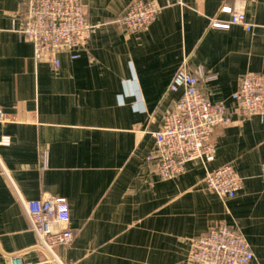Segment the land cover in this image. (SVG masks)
Listing matches in <instances>:
<instances>
[{
	"label": "crops",
	"instance_id": "obj_1",
	"mask_svg": "<svg viewBox=\"0 0 264 264\" xmlns=\"http://www.w3.org/2000/svg\"><path fill=\"white\" fill-rule=\"evenodd\" d=\"M27 0H0V264H192L190 243L226 224L244 235L251 264H264V118H241L231 100L247 72L264 73V0H152L158 16L127 34L120 16L132 0H80L95 32L77 59L36 62L16 32ZM242 11L251 30L210 27ZM186 62L224 101L231 124L210 137L215 157L162 180L143 165L153 134L180 92L168 85ZM231 165L243 179L232 198L205 188L206 172ZM62 197L70 244L49 255L23 206Z\"/></svg>",
	"mask_w": 264,
	"mask_h": 264
},
{
	"label": "built area",
	"instance_id": "obj_2",
	"mask_svg": "<svg viewBox=\"0 0 264 264\" xmlns=\"http://www.w3.org/2000/svg\"><path fill=\"white\" fill-rule=\"evenodd\" d=\"M159 10L152 0H132L119 21L127 34L138 33L149 27ZM220 12L230 14V19L212 18L211 28L226 30L231 25H242L251 30L253 25L246 21L242 11L223 5ZM18 17L16 32L32 45L34 61L48 63L54 70L60 67V54L77 59L97 27L88 21L80 0H27ZM214 79L201 66L188 70L186 62L173 75L168 92H180L179 98L164 113L159 129L153 134V148L143 162L160 179L177 178L191 161L199 160L205 165L214 159L211 134L215 128L227 127L232 122L226 103L211 100L209 92L200 85L201 81ZM231 100L241 118H264V73H245ZM3 119L0 113V121ZM260 178L264 182V163ZM204 184L208 191L228 199L241 190L243 179L227 164L206 172ZM23 206L38 245L49 255L56 246L72 242L69 209L64 198L42 196L24 201ZM253 258L241 231L223 223L190 243L192 264H251ZM9 264H21L19 256L11 255Z\"/></svg>",
	"mask_w": 264,
	"mask_h": 264
}]
</instances>
